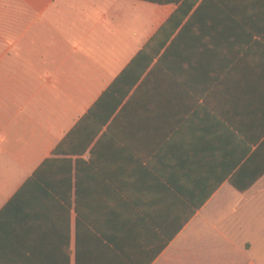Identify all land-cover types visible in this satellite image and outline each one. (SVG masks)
Returning <instances> with one entry per match:
<instances>
[{
	"label": "crops",
	"instance_id": "1",
	"mask_svg": "<svg viewBox=\"0 0 264 264\" xmlns=\"http://www.w3.org/2000/svg\"><path fill=\"white\" fill-rule=\"evenodd\" d=\"M261 131L264 0H0V264H264Z\"/></svg>",
	"mask_w": 264,
	"mask_h": 264
},
{
	"label": "trees",
	"instance_id": "2",
	"mask_svg": "<svg viewBox=\"0 0 264 264\" xmlns=\"http://www.w3.org/2000/svg\"><path fill=\"white\" fill-rule=\"evenodd\" d=\"M183 22V15L178 16V14L174 13L162 26L160 29L161 31H164L167 27H172L170 30V34H172L177 28L180 27L181 23ZM157 37V36H156ZM156 39V38H155ZM168 38H166L167 40ZM151 42V41H150ZM150 42L148 45L144 48L150 47ZM262 141L260 142V140ZM72 142V134L70 133L54 150L55 154H59L61 152H64L65 147H70ZM66 151V150H65ZM67 152H71V150H67ZM253 168H254V175L256 176V180L264 176V131H261V133L257 136V143H256V150L253 156ZM251 159V161H252ZM232 182V181H231ZM252 184V179L250 177V182L244 184L243 186H239V184L234 183L233 185L237 188H246L247 186Z\"/></svg>",
	"mask_w": 264,
	"mask_h": 264
}]
</instances>
